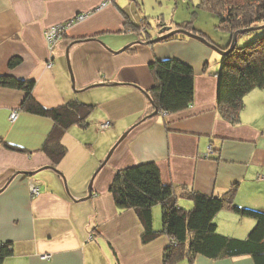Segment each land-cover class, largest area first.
<instances>
[{
	"label": "crops",
	"instance_id": "1",
	"mask_svg": "<svg viewBox=\"0 0 264 264\" xmlns=\"http://www.w3.org/2000/svg\"><path fill=\"white\" fill-rule=\"evenodd\" d=\"M148 1L0 0V75L33 80L32 95L44 107L71 101L94 107L87 126L73 125L63 134L67 151L54 168L41 148L53 120L22 110L23 90L0 87V243L12 245L0 264H166L169 236L159 233L142 242L136 213L118 209L108 191L116 170L142 162L157 165L162 182L177 190L181 207L191 206L184 193L190 189L213 196L233 191L235 205L264 212V87L244 96L239 122L221 117L216 104L220 54L191 37L145 43L137 31L141 26L152 39L160 27L180 25L171 0ZM169 7L173 12L165 20ZM79 13L86 17L70 23L49 50L44 30ZM11 57L21 59L13 68ZM171 57L192 66L193 101L182 110L150 116L155 109L146 92L155 78L149 65ZM105 122L109 125L101 128ZM96 170L88 196L86 183ZM32 184L37 193L30 191ZM216 216L233 223L229 229L218 222V231L237 238L255 223L227 208ZM160 221L156 204L154 230ZM170 264H188V257ZM191 264L254 261L249 255L198 254Z\"/></svg>",
	"mask_w": 264,
	"mask_h": 264
},
{
	"label": "trees",
	"instance_id": "2",
	"mask_svg": "<svg viewBox=\"0 0 264 264\" xmlns=\"http://www.w3.org/2000/svg\"><path fill=\"white\" fill-rule=\"evenodd\" d=\"M133 1L137 3V0ZM196 6L215 13L220 20V27L226 29L231 36L235 31H239V35L259 29L252 24L264 22V0H198ZM137 31L149 40L145 27L141 26ZM183 37L188 38L184 34L180 37L176 33L166 40ZM142 39L141 37L140 40ZM20 61V57H11L8 67L13 68ZM219 63L217 110L221 117L235 124L239 122L240 112L244 107V96L253 89L264 87V34L242 46L235 44L230 52L220 55ZM149 67L155 84L146 94L156 109L155 114L182 110L192 103L194 71L191 65L171 57L155 60ZM33 86V80L17 79L8 74L0 75V87L24 91L25 96L20 104L22 110L53 120V128L41 148L51 158L55 168L67 151L61 142L63 134L73 125L87 126L94 107L92 104L77 101L44 107L32 95ZM2 144L8 149L23 151L22 148L5 141ZM108 191L118 209H132L136 213L143 226L142 242H148L159 233L169 236L170 242L163 253L166 264L184 256L188 257V264H191L194 256L198 254L209 258L249 255L254 264H264V212L235 205L232 201L233 191L222 196H213L190 189L184 193L191 201V206L181 207L177 203V190L162 182L160 171L154 162H142L116 170ZM156 204L161 208L159 230L152 228V208ZM224 208L254 219L253 227L244 238L217 231L214 219ZM11 253L10 242L0 243V263Z\"/></svg>",
	"mask_w": 264,
	"mask_h": 264
},
{
	"label": "rangeland",
	"instance_id": "3",
	"mask_svg": "<svg viewBox=\"0 0 264 264\" xmlns=\"http://www.w3.org/2000/svg\"><path fill=\"white\" fill-rule=\"evenodd\" d=\"M149 1H153V0H149ZM148 2L146 4L147 6L146 9L151 12L152 5ZM197 4H198V0H171L170 6L175 8L174 9L175 18L176 20L180 22V25H176V27H173V29L180 30L179 31L180 37L183 36L184 33L197 34V35H201L205 37L206 39L216 44L220 48H227L230 45V38H231L230 33L226 29L220 27V20L215 13L211 12L208 9L205 10L203 8L197 7L196 6ZM171 7L167 8L165 11V14H164L165 20L169 19L170 16H168V14L173 12V8ZM162 8H166L164 4ZM156 15H157V11L156 13L151 14V18L153 19L154 18L153 16H156ZM263 25H264V22H261L259 24H252L253 27H258L259 29L245 31L237 35L236 46H242L246 42L248 43L250 41H253L258 35L264 34V28H260ZM186 36L189 37L188 35ZM185 38L186 37H183V39ZM93 150H94V147H93ZM96 150L97 149H95V151ZM107 152L105 153L103 159L105 158ZM99 166L100 164L98 165V167ZM89 180L86 183V188L88 186ZM157 205L160 208V205L159 204ZM214 222L216 223V226H218V222H220L219 224H222L221 225L222 228L223 226L228 227L229 229L233 227L232 222H227L226 219H221L219 221L217 216H215Z\"/></svg>",
	"mask_w": 264,
	"mask_h": 264
},
{
	"label": "water",
	"instance_id": "4",
	"mask_svg": "<svg viewBox=\"0 0 264 264\" xmlns=\"http://www.w3.org/2000/svg\"><path fill=\"white\" fill-rule=\"evenodd\" d=\"M264 26V25H263ZM244 30V29H242ZM166 31V32H165ZM180 30H176V29H171L170 30V27H162L160 30H159V35L152 38V39H149L147 40L145 43H156V42H159V41H162V40H166L167 38H169L170 36L176 34V33H179ZM239 33V31H235L233 33V35L231 36V40H230V45L226 48V49H222L220 47H218L216 44L212 43L211 41L207 40L205 37L201 36V35H197V34H192V33H184L186 35H188L189 37L191 38H194V39H197L199 41H201L202 43H204L205 45H207L208 47H210L212 50H214L215 52H217L218 54L220 55H224V54H227L228 52H230L235 44H236V37H237V34ZM138 42H142V41H138ZM148 96V95H147ZM156 113V109L153 111V113L150 114L151 115H154ZM127 134V131L124 132L119 138L118 140L116 141V143L113 145V147L108 151L107 155L105 156V158L102 160L100 167H102L106 161L108 160V158L110 157L111 153L113 152L114 148L117 146V144L126 136ZM98 171L96 170L92 177L90 178L89 180V183H88V191H89V194L88 196L91 194V189H92V181H93V178L94 176L96 175Z\"/></svg>",
	"mask_w": 264,
	"mask_h": 264
},
{
	"label": "built area",
	"instance_id": "5",
	"mask_svg": "<svg viewBox=\"0 0 264 264\" xmlns=\"http://www.w3.org/2000/svg\"><path fill=\"white\" fill-rule=\"evenodd\" d=\"M106 5V2H102L100 6H104ZM86 17V13H79L77 15H75L72 19L65 21V22H61V23H57V24H53L49 27H47L44 30V38L45 41L48 45L49 50L53 49L55 47V45L57 44V42L59 41V39L61 38L63 32L65 31L66 27L74 22V21H80L83 20ZM52 66V62L49 61L47 62V67H51ZM17 116V113L14 111L12 113H10L9 115V119L11 121H13ZM109 125L108 122L102 123L100 124L101 128H105ZM30 191L32 193H37V186L35 185H31L30 186ZM45 257H48V255H45Z\"/></svg>",
	"mask_w": 264,
	"mask_h": 264
}]
</instances>
